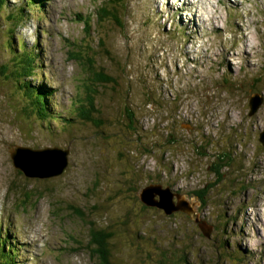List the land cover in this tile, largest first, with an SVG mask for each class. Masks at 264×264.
<instances>
[{
	"label": "rangeland",
	"instance_id": "374dc122",
	"mask_svg": "<svg viewBox=\"0 0 264 264\" xmlns=\"http://www.w3.org/2000/svg\"><path fill=\"white\" fill-rule=\"evenodd\" d=\"M109 1L0 0L4 256L100 264L92 230L104 228L111 264L179 255L264 264V0H121L118 22L99 21ZM15 6L25 15L12 19ZM19 40L34 50L33 76L14 70ZM19 80L47 93L57 120L23 115ZM88 93L95 120L74 113ZM256 95L263 102L251 114ZM18 146L60 147L66 170L44 175L46 163L41 175L27 174ZM157 183L183 194L209 237L183 211L142 208L141 189Z\"/></svg>",
	"mask_w": 264,
	"mask_h": 264
},
{
	"label": "trees",
	"instance_id": "16d2710c",
	"mask_svg": "<svg viewBox=\"0 0 264 264\" xmlns=\"http://www.w3.org/2000/svg\"><path fill=\"white\" fill-rule=\"evenodd\" d=\"M32 1L35 0H28V2L31 4ZM112 1V4H111ZM119 1V2H118ZM110 0V4L111 5H107L109 8H112L114 14L112 13V16H109L108 13V7L107 6H102V9L99 11L102 14L99 17V21L105 20L107 18L109 19H114L115 21H119L121 19V17L119 18L118 16H114L115 13H117L118 15H120V9H119V3L121 0ZM36 4V3H34ZM40 6V3H38ZM4 5V2H1V6ZM10 12V11H9ZM26 12V8L25 6H15L13 13L11 15V18L13 19L14 17H22L25 15ZM83 19V18H82ZM85 26H87L88 28L90 27L89 24H86L84 22ZM18 54L16 55V67H15V72H23V73H29L30 76L32 75V72H36L35 67H33L32 63V55L31 54H35L34 50H32V53L29 52L28 48H27V44L24 40H19L18 43ZM16 47V48H17ZM91 56H86L84 59L85 64L90 65L89 61L91 60ZM20 67H19V65ZM23 69V70H22ZM22 73V74H23ZM106 79H111V76L105 75ZM25 81V82H24ZM18 84V91L20 93V95L23 97V104L22 106H24L22 108V113L25 117L30 118L31 116L37 115L40 118H45V119H49L50 121H55L58 119V117L52 116V114H50L47 108V102H46V97H47V93L40 87H38L37 85H33L31 83V81H26V80H19ZM84 100L86 102H76L74 106L78 107L76 110H74V113L77 114L78 116H81L82 118L86 119V120H95V118L92 116V111H98L97 108H95L94 106V97L92 95H90V93H88ZM34 113V114H32ZM226 158V155H222V157H219V160L222 162L224 161V159ZM178 191V190H177ZM180 192V191H179ZM201 198H203L204 194L202 193ZM139 197H140V193H139ZM140 201L142 203V208L143 209H155V210H161L159 208H157L156 206H151V205H147L146 203H144L141 198ZM150 207V208H149ZM128 222V223H127ZM129 219H126V225L129 224ZM93 234V242L100 248L99 249V256H100V264H111V258L112 255L110 253V250L108 248L109 241L108 238L110 237L109 234H107L106 230H104V228L102 229H96L93 228L92 230ZM7 251L5 250V246H4V242L2 241L1 237H0V260H1V264H18V262L16 263V259L18 258V256L16 255V258L14 259L13 257H9L8 255L4 256V253H6ZM179 263L182 264V260H183V264L190 262L188 260V258L183 257L181 255H179ZM177 258V259H178ZM177 259L171 261V263L169 264H177ZM170 261V260H169ZM162 264H166V263H162ZM191 264V263H190Z\"/></svg>",
	"mask_w": 264,
	"mask_h": 264
},
{
	"label": "water",
	"instance_id": "95a60500",
	"mask_svg": "<svg viewBox=\"0 0 264 264\" xmlns=\"http://www.w3.org/2000/svg\"><path fill=\"white\" fill-rule=\"evenodd\" d=\"M262 102L263 99L261 96H252L250 99V113H255L259 109L260 105H262ZM260 142L262 145H264V130L261 132ZM18 149L30 155H26V160H29L28 162H26V164L29 165L28 171L26 173L33 176L41 175V171L47 169L45 167L46 163L50 164L48 170L44 174L47 176L61 175L66 170V167L68 165L67 152L65 154V157H56L59 154H62V149L60 147L45 148L40 151L33 150L28 146H18ZM11 156L14 160L15 166L24 171L25 167L23 165L25 163H22L19 159V151H15V149H12ZM20 158H22V160H25L23 156ZM30 169L33 171V173L30 171ZM157 196H160V198L157 199ZM140 198L147 205L164 209L166 214H172L176 211H183L187 213L189 217H191L194 221H196L197 223L200 222L199 225L201 226V228H203L205 235H207V237L210 236V231L204 229L206 222L201 221L200 217L197 216L198 214H195L196 212L192 209V206L189 205V202L183 198V194L177 190H173L170 186H164V184L162 183L148 184L141 189ZM175 198H177V200H175ZM185 264H190V262H187Z\"/></svg>",
	"mask_w": 264,
	"mask_h": 264
},
{
	"label": "bare ground",
	"instance_id": "6f19581e",
	"mask_svg": "<svg viewBox=\"0 0 264 264\" xmlns=\"http://www.w3.org/2000/svg\"><path fill=\"white\" fill-rule=\"evenodd\" d=\"M164 210V209H163Z\"/></svg>",
	"mask_w": 264,
	"mask_h": 264
}]
</instances>
